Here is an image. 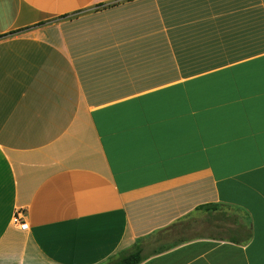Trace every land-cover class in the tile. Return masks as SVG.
I'll return each mask as SVG.
<instances>
[{
  "label": "crops",
  "instance_id": "obj_1",
  "mask_svg": "<svg viewBox=\"0 0 264 264\" xmlns=\"http://www.w3.org/2000/svg\"><path fill=\"white\" fill-rule=\"evenodd\" d=\"M137 252L264 264V0H0V264Z\"/></svg>",
  "mask_w": 264,
  "mask_h": 264
},
{
  "label": "trees",
  "instance_id": "obj_2",
  "mask_svg": "<svg viewBox=\"0 0 264 264\" xmlns=\"http://www.w3.org/2000/svg\"><path fill=\"white\" fill-rule=\"evenodd\" d=\"M213 206H204L203 208H209ZM141 255L137 253H132L124 256L119 261H116L114 264H138L141 261Z\"/></svg>",
  "mask_w": 264,
  "mask_h": 264
},
{
  "label": "built area",
  "instance_id": "obj_3",
  "mask_svg": "<svg viewBox=\"0 0 264 264\" xmlns=\"http://www.w3.org/2000/svg\"><path fill=\"white\" fill-rule=\"evenodd\" d=\"M14 223L18 224L22 230L28 229V224L23 221L22 214L20 212L15 215Z\"/></svg>",
  "mask_w": 264,
  "mask_h": 264
}]
</instances>
